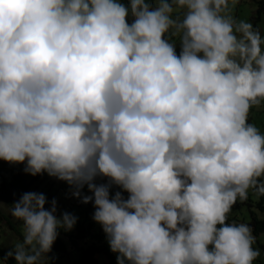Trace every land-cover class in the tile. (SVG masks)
<instances>
[{"label":"clouds","instance_id":"obj_1","mask_svg":"<svg viewBox=\"0 0 264 264\" xmlns=\"http://www.w3.org/2000/svg\"><path fill=\"white\" fill-rule=\"evenodd\" d=\"M228 6L0 0V160L91 202L116 264L260 255L250 227L226 220L249 189L264 195V134L248 122L264 101V36ZM8 211L21 239L3 264H51L78 219L34 191Z\"/></svg>","mask_w":264,"mask_h":264},{"label":"rangeland","instance_id":"obj_2","mask_svg":"<svg viewBox=\"0 0 264 264\" xmlns=\"http://www.w3.org/2000/svg\"><path fill=\"white\" fill-rule=\"evenodd\" d=\"M235 21L250 22L254 28H258L261 35L264 36V0H229V6L226 12ZM176 51L179 53V44H176ZM249 123L254 124L257 129L264 134V101L259 106H253L249 110ZM24 164L22 163H9L0 160V175L12 189V197L5 199L0 196V247L11 250L18 240L21 239V228L20 222L14 220L8 211L10 205L19 198L21 193L24 192L22 187L17 182L20 181L22 184L27 186L26 191H34L43 193L46 198L50 201L55 198L58 206V214L60 210H66L77 216V221H93L92 212L93 206L91 202L84 204L79 199L71 196L69 187L66 182L50 177L46 173L32 176L23 171ZM102 182V181H98ZM118 190V189H113ZM87 192L86 188L84 190ZM127 195V193H123ZM258 199V195L253 189L248 190V198L244 201L237 200L231 206L228 216L237 218L236 223H248L250 220V211L248 203L253 204ZM47 208L48 205L46 204ZM94 222V229L103 233L99 224ZM63 232V231H62ZM65 232V231H64ZM63 237V236H62ZM64 238V237H63ZM66 240V238H64ZM259 241L264 246V234L260 235ZM88 241H81L82 245ZM257 241H254V249L259 250L260 255L257 257L258 261L254 264H264V251L257 245ZM107 244V242H106ZM108 246V244H107ZM109 247V246H108ZM68 253L57 256L58 264H73L78 259V253L71 249L68 245ZM99 264H105L106 258L103 254L96 255ZM0 264L3 261L0 258Z\"/></svg>","mask_w":264,"mask_h":264},{"label":"trees","instance_id":"obj_3","mask_svg":"<svg viewBox=\"0 0 264 264\" xmlns=\"http://www.w3.org/2000/svg\"><path fill=\"white\" fill-rule=\"evenodd\" d=\"M123 2L127 3V0H123ZM16 180L19 186L22 187V190L24 189V192H27V186L18 181V178ZM0 196L5 199L12 197V189L9 187V185L1 175ZM248 206L250 207V220L248 221L247 225L250 227L252 235L255 238L254 241H257V245H259L264 251V246L259 241L260 235L264 234V195H258V199L254 202L255 210L252 208V203H248ZM237 221V218L228 216L226 223ZM62 231L63 230H58V236L52 245V250L50 253H48V255L52 258L51 264H58L57 256H62L68 253V245L71 246L72 250L78 253V259L75 260L73 264H99L96 257L97 254H103L105 256V264H116V254L111 252L109 247L107 246L105 234L94 229L93 221H77L70 231ZM62 236L66 238V240ZM81 241L88 242L82 245L80 243ZM8 251L9 250H7L6 248L0 247V258L2 261L4 260L5 255ZM257 261L258 258L256 257L253 260L252 264ZM6 264H15V261L11 257H8Z\"/></svg>","mask_w":264,"mask_h":264}]
</instances>
